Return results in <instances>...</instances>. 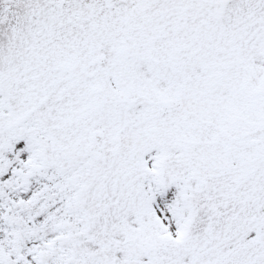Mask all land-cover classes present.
Masks as SVG:
<instances>
[{"label": "snow or ice", "instance_id": "snow-or-ice-1", "mask_svg": "<svg viewBox=\"0 0 264 264\" xmlns=\"http://www.w3.org/2000/svg\"><path fill=\"white\" fill-rule=\"evenodd\" d=\"M0 264H264V0H0Z\"/></svg>", "mask_w": 264, "mask_h": 264}]
</instances>
